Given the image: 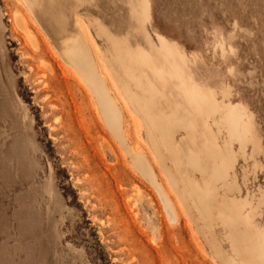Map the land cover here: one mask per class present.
I'll list each match as a JSON object with an SVG mask.
<instances>
[{
	"label": "rangeland",
	"instance_id": "obj_1",
	"mask_svg": "<svg viewBox=\"0 0 264 264\" xmlns=\"http://www.w3.org/2000/svg\"><path fill=\"white\" fill-rule=\"evenodd\" d=\"M0 264H264V0H0Z\"/></svg>",
	"mask_w": 264,
	"mask_h": 264
},
{
	"label": "bare ground",
	"instance_id": "obj_2",
	"mask_svg": "<svg viewBox=\"0 0 264 264\" xmlns=\"http://www.w3.org/2000/svg\"><path fill=\"white\" fill-rule=\"evenodd\" d=\"M84 46L85 45L81 40L76 39L75 41L68 42L65 45L64 54L68 57L67 60L69 63L73 65L76 71H78L76 72L74 70L75 74L90 88V91H87L85 95V97L89 95V103H91V100L93 101V98H95L98 103L97 111L100 117H98L97 121L101 124L107 125L108 129H110L114 135L122 138L124 123L122 121L121 111L112 96L113 94H111L110 89L106 86V83H104L105 81L101 78L94 61L90 58L91 56L88 54L85 49L86 47ZM73 78L77 80L76 77ZM92 121L97 122L94 119ZM97 125L98 124L95 123V126ZM135 162L139 167L140 172L157 188L169 214L173 216L174 212L171 207V202L161 185L158 183L147 159L144 156L136 155Z\"/></svg>",
	"mask_w": 264,
	"mask_h": 264
}]
</instances>
